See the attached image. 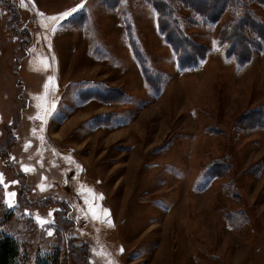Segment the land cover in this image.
<instances>
[{"label": "rangeland", "instance_id": "1", "mask_svg": "<svg viewBox=\"0 0 264 264\" xmlns=\"http://www.w3.org/2000/svg\"><path fill=\"white\" fill-rule=\"evenodd\" d=\"M7 1L0 233L18 242V264L56 254L57 264H79L72 255L86 246L89 264H264V38L252 36L240 64L220 36L225 26L237 35L232 23L245 13L264 19V3L206 22L183 0H161L195 51L205 49L182 68L158 0ZM105 89L125 96L103 100ZM64 204L67 227L56 220ZM93 208L107 209L113 226L93 220Z\"/></svg>", "mask_w": 264, "mask_h": 264}, {"label": "trees", "instance_id": "2", "mask_svg": "<svg viewBox=\"0 0 264 264\" xmlns=\"http://www.w3.org/2000/svg\"><path fill=\"white\" fill-rule=\"evenodd\" d=\"M8 2L7 0H0L2 2ZM186 4L190 5V7L195 10L199 15H202L206 22H216L218 21L223 14L225 13L226 7L231 6H242L243 4H248L249 1L255 0H248L243 2L242 0H221V3L218 5L211 6L209 4L211 0H183ZM261 3H264V0H256ZM161 0L157 1V7L159 8V19H160V28L161 31L165 34L166 39L174 46L176 53L178 54V63L182 68H188L198 64V55L204 57L203 53L205 51L204 47L201 46V52L195 51V44L184 34L181 27L177 24L176 19L170 16L166 9H162L163 6L161 4ZM155 4V1H153ZM204 3L205 9L202 7ZM239 9L235 10L234 17H237L239 13ZM238 25L232 26L238 30V34L236 35L235 31H232L230 26H225L221 32V41L227 43V54L234 55L237 61L240 64H244L246 61L249 60L252 46L255 44V38L252 36H256L258 39L260 37L264 38V19L261 17H255L250 12L245 13L239 17ZM129 40L134 51L136 58L139 60L143 73L146 77L147 82L154 87L156 90H160V82L161 80L155 77L149 70L146 64V58L141 51L137 41L131 31L129 29ZM205 54V52H204ZM115 89V88H113ZM100 90H94L93 92L95 95ZM104 92H100L102 95L103 100H118L115 98L125 96L122 92H114L113 90L105 89ZM15 143V138L11 136L9 140V146ZM3 152L7 149L6 147L2 148ZM57 222L60 225L67 227L73 220L69 216V208L67 205H63V207L58 210L56 215ZM83 249L77 252V256L75 254L72 255V258L75 256L76 262L79 264H89V250L86 247H82ZM69 250L73 252V247L69 246ZM20 247L18 242L10 235H6L0 233V264H18L20 260ZM38 264H57V254L55 256H48L41 261L39 260Z\"/></svg>", "mask_w": 264, "mask_h": 264}, {"label": "snow or ice", "instance_id": "3", "mask_svg": "<svg viewBox=\"0 0 264 264\" xmlns=\"http://www.w3.org/2000/svg\"><path fill=\"white\" fill-rule=\"evenodd\" d=\"M82 7V6H81ZM73 11H76V9H73ZM65 17H67L68 15H71V13H65L64 14ZM53 19H55V17H53ZM59 29H55L54 31H57ZM23 171L25 172H28V171H32V169H29L28 167H24L23 168ZM3 182V174H0V184H2ZM15 183V182H13ZM7 187V186H5ZM41 191H44L46 190L45 186L44 185H40L39 186ZM8 196V200L6 201L9 205V207H12L14 206V198H15V193H8L7 194ZM99 199L102 200L103 199V196L102 194L99 195ZM49 215H51V213H49ZM90 215L92 217L93 220H101V218H103V222H105L108 226H113L112 224V220L110 218V212L107 210V209H102L99 213L93 208L91 211H90ZM36 222L43 225V224H49L51 223L52 221H48V220H43L39 217L36 218ZM49 235H51V231L48 232ZM121 251H123V249H121Z\"/></svg>", "mask_w": 264, "mask_h": 264}]
</instances>
